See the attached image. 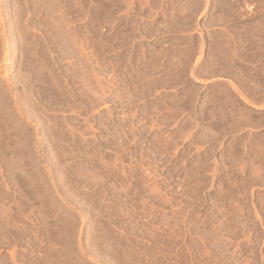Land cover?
Returning <instances> with one entry per match:
<instances>
[{
  "label": "rangeland",
  "instance_id": "rangeland-1",
  "mask_svg": "<svg viewBox=\"0 0 264 264\" xmlns=\"http://www.w3.org/2000/svg\"><path fill=\"white\" fill-rule=\"evenodd\" d=\"M0 264H264V0H0Z\"/></svg>",
  "mask_w": 264,
  "mask_h": 264
},
{
  "label": "crops",
  "instance_id": "crops-1",
  "mask_svg": "<svg viewBox=\"0 0 264 264\" xmlns=\"http://www.w3.org/2000/svg\"><path fill=\"white\" fill-rule=\"evenodd\" d=\"M249 105L251 106V101H249Z\"/></svg>",
  "mask_w": 264,
  "mask_h": 264
}]
</instances>
